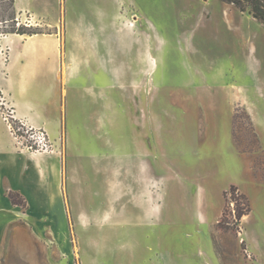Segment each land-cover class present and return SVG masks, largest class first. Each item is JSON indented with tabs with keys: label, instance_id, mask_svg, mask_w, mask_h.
Masks as SVG:
<instances>
[{
	"label": "rangeland",
	"instance_id": "374dc122",
	"mask_svg": "<svg viewBox=\"0 0 264 264\" xmlns=\"http://www.w3.org/2000/svg\"><path fill=\"white\" fill-rule=\"evenodd\" d=\"M14 1L0 264H264L261 21L223 0Z\"/></svg>",
	"mask_w": 264,
	"mask_h": 264
},
{
	"label": "crops",
	"instance_id": "0c3cea01",
	"mask_svg": "<svg viewBox=\"0 0 264 264\" xmlns=\"http://www.w3.org/2000/svg\"><path fill=\"white\" fill-rule=\"evenodd\" d=\"M14 10L17 13V17L21 16L23 11H29V12H34L35 10L32 8L33 7V2L32 0H15L13 2ZM104 12L102 11V14ZM16 17V18H17ZM103 18V17H102ZM14 35H22V34H14ZM29 39L21 44L19 43V38L14 37L13 38V43L15 45L16 52L21 53V56L18 55V59L22 58L23 55L28 57H31V61L39 62L42 63L44 61L43 57L39 54V51L46 46V39L43 38V36L34 34V35H29ZM17 40V41H16ZM39 57L40 59L36 60L35 58ZM17 58V55H16ZM16 60L13 61V65H16ZM12 166H14L12 164ZM4 168H5V163H4ZM141 244L144 245L143 240L140 239Z\"/></svg>",
	"mask_w": 264,
	"mask_h": 264
},
{
	"label": "trees",
	"instance_id": "16d2710c",
	"mask_svg": "<svg viewBox=\"0 0 264 264\" xmlns=\"http://www.w3.org/2000/svg\"><path fill=\"white\" fill-rule=\"evenodd\" d=\"M228 3H233L241 10L248 9L249 12L261 23L264 25V0H223ZM10 32L19 33V34H29L33 35L37 33L31 29L17 28L11 30ZM10 197L13 198V195L10 194Z\"/></svg>",
	"mask_w": 264,
	"mask_h": 264
},
{
	"label": "bare ground",
	"instance_id": "6f19581e",
	"mask_svg": "<svg viewBox=\"0 0 264 264\" xmlns=\"http://www.w3.org/2000/svg\"><path fill=\"white\" fill-rule=\"evenodd\" d=\"M199 192L201 193V190H199ZM200 200V199H199Z\"/></svg>",
	"mask_w": 264,
	"mask_h": 264
}]
</instances>
